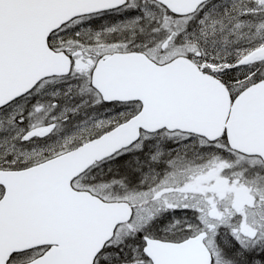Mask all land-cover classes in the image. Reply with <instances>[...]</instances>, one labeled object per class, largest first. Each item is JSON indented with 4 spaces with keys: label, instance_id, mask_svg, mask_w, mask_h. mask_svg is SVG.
<instances>
[{
    "label": "snow or ice",
    "instance_id": "6c2138e0",
    "mask_svg": "<svg viewBox=\"0 0 264 264\" xmlns=\"http://www.w3.org/2000/svg\"><path fill=\"white\" fill-rule=\"evenodd\" d=\"M0 264H264V0H0Z\"/></svg>",
    "mask_w": 264,
    "mask_h": 264
}]
</instances>
